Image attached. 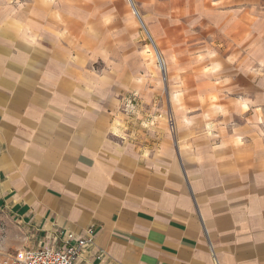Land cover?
<instances>
[{"label":"crops","instance_id":"obj_1","mask_svg":"<svg viewBox=\"0 0 264 264\" xmlns=\"http://www.w3.org/2000/svg\"><path fill=\"white\" fill-rule=\"evenodd\" d=\"M12 1L0 0V208L21 243L0 257L92 229L79 264H264V0H133L135 16L126 0H85L99 26L74 7L73 30L49 27L46 0ZM137 23L166 71L141 80L144 97L175 120L157 136L120 111L115 77L82 76L58 38Z\"/></svg>","mask_w":264,"mask_h":264},{"label":"rangeland","instance_id":"obj_2","mask_svg":"<svg viewBox=\"0 0 264 264\" xmlns=\"http://www.w3.org/2000/svg\"><path fill=\"white\" fill-rule=\"evenodd\" d=\"M12 2L23 5V3L20 4V0H13ZM126 3L131 14L135 16L138 13L136 8L137 4L135 5L133 0H126ZM44 5L50 10L47 20L50 28L58 27V29L69 28L73 30L72 20L67 15L72 17L74 7L77 15L81 19V27L91 28V26H99L98 21L96 22L94 18L89 19L88 6L90 4L85 0H46L44 1ZM101 5L103 6V4ZM60 8L67 10L69 14H64L65 16L61 17L57 16V11ZM137 27L139 33L137 32L132 36L89 35L83 33V31L78 35L79 30L74 28L76 34H68L65 31V34L58 35V38L64 41L66 47L75 49L77 53H80L78 58H81V62L85 64L82 67V76L87 74L102 78L103 80H107L109 77H115L116 81L110 84L109 89L116 92V89L121 88L123 94L127 91L123 96L122 93L119 96L120 111L128 116L131 121H136L144 130L147 137L152 136L151 134L157 136L158 131H153V129L161 124L174 127L175 120L173 114L163 110V107H167L166 100L144 97L143 92L152 91L154 86L152 87L153 84H149L151 83L150 81L147 83L146 81L141 82V80H144L145 77L156 75L157 73L159 74L157 75V79L160 78L164 81L166 71L164 65L160 66L158 53L155 50L152 40L138 23ZM88 28L85 30H88ZM43 37L49 44L48 48H52V44L54 43L53 39H56V37L54 35H45ZM72 39L77 40L79 47L76 48L72 45ZM17 41L18 43L24 41V35H18ZM87 59H90V62L84 61ZM66 73H68V68H66ZM127 73L129 74L128 80L126 79ZM126 87H129V89ZM175 87L174 89L177 92H182L183 86L180 83L176 84ZM185 101L180 94H176V99L173 100L177 108L186 106ZM208 103L213 107L217 105V101L214 99L208 100ZM15 228L16 226L12 218L0 208V251L12 253V250H6L10 244L13 243L16 245L21 243V239Z\"/></svg>","mask_w":264,"mask_h":264},{"label":"built area","instance_id":"obj_3","mask_svg":"<svg viewBox=\"0 0 264 264\" xmlns=\"http://www.w3.org/2000/svg\"><path fill=\"white\" fill-rule=\"evenodd\" d=\"M95 240V232L87 231V236L77 238L76 234L69 233L63 240L60 248L43 247L28 250L23 256L7 255L0 257V264H79V258L84 248Z\"/></svg>","mask_w":264,"mask_h":264}]
</instances>
